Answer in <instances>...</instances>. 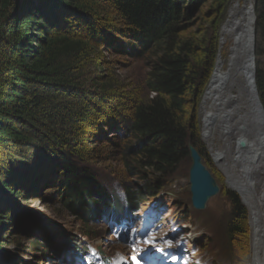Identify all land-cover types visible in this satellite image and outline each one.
<instances>
[{
	"label": "trees",
	"instance_id": "1",
	"mask_svg": "<svg viewBox=\"0 0 264 264\" xmlns=\"http://www.w3.org/2000/svg\"><path fill=\"white\" fill-rule=\"evenodd\" d=\"M211 1L222 9L230 2L0 0V195L20 199L26 192H22L23 180L33 193L43 184L40 178H51L65 207L84 225L103 219L119 226L129 220L139 198L152 199L165 188L166 180L188 158L190 144L204 160L201 143L194 139V125L186 120V110L198 102L208 83L222 24L210 30L207 26L202 33L193 34L189 29L192 16ZM252 3L255 31L264 40V0ZM103 11L112 13L115 26L101 17ZM104 46L111 55L147 58L146 72L139 81L145 95L122 97L130 113L114 127L106 123L93 131L96 138L100 135L105 140L115 134L122 154L130 161L124 173L139 182L132 189L110 186L112 193L110 187L94 180L79 162L81 156L73 153L80 125L102 112L99 104H106V88L113 85L105 87L106 81H97L93 83L98 91L85 89L81 78L82 62L97 56ZM92 65L102 72L98 63ZM254 80L264 116V67L256 69ZM70 99L82 100L85 106L78 108ZM76 123H81L77 129ZM60 124L69 125L71 130L59 134ZM76 138L85 141L84 134ZM22 146L45 156L36 171L28 173L16 161ZM18 168L21 172L16 171ZM225 197L231 206L226 247L232 246L234 253L244 258L249 249L248 215L236 193L226 190ZM1 208L0 202V227L6 219ZM85 234L94 235L90 230ZM31 245L35 253L45 254L50 249L35 240ZM72 248L81 256L90 252L87 245Z\"/></svg>",
	"mask_w": 264,
	"mask_h": 264
},
{
	"label": "rangeland",
	"instance_id": "2",
	"mask_svg": "<svg viewBox=\"0 0 264 264\" xmlns=\"http://www.w3.org/2000/svg\"><path fill=\"white\" fill-rule=\"evenodd\" d=\"M252 2L253 0H246V6ZM233 3L234 0H230L229 6L225 5L222 9L212 1L207 2L203 11L195 13L191 19L189 31L193 34L197 31L202 33L201 30L207 26L210 30L215 29L217 23L221 22L222 24L217 36L219 45L218 53L213 60V69L220 53V31L229 16ZM100 14L109 26L116 25L111 12L103 11ZM200 21L204 26L199 23ZM261 40L254 27L255 71L258 67L260 69L264 67V40ZM229 45L231 46V43ZM99 51L97 56L88 57L82 62L84 71L81 78L84 81L85 89L98 91L100 88H96V84L93 83L97 81H106L104 82V84L106 83L105 87L108 86L107 84L112 83L113 85L106 88V94L108 93L106 104H99L102 107V112L98 116L94 114L89 123L75 124L76 129L81 124V129L76 133V136L84 134L85 141L79 142L74 136L77 146L73 153L81 156L79 162L82 167L89 171L99 185L136 188L139 184L138 180L135 177H127L124 173V166L130 161L122 154V146L118 145L119 142L115 134L107 135L108 140H105L100 135L96 138L93 131L97 127L99 130V126L103 127V124L106 123L114 127L118 125V120L121 117L130 113L131 109L126 106L127 103L124 99L128 96L135 95L134 97H137L140 93H142L140 95L144 94L141 92L139 81L142 80L146 72L147 58L142 60L138 57L131 58L128 55H111L110 50L107 51L105 46L99 48L97 52ZM228 55H230V47H226L222 51L225 68L228 67ZM96 63L100 65L102 72L93 69L92 64ZM213 69H211L208 83L198 102L188 105L186 110V120L189 124L194 125V139L197 138L200 141L202 152L204 151L202 163L219 189L216 196L206 203L203 210L196 211L191 206L188 178L192 165V160L189 157L190 151L188 158L181 162L176 174L169 181L166 180L165 188L163 187L157 196L152 199L142 196L137 200L136 209L131 214L136 222L130 230H128V226L132 223L122 227L121 230L103 219L84 225L65 207L64 199L58 193L56 182L51 178H40L43 184L39 191L32 190L33 193L29 192L23 180L21 187H25L22 192H26L22 198L15 199L7 195H0L2 213H6L5 223L0 227V264H87V260L78 257L73 250L74 245H88L94 255L97 249L100 250L101 254L108 258L110 264H250L249 257L242 260L240 254L234 253L232 246L229 249L226 247L225 228L231 206L225 197V191L230 190L227 186L228 177L225 170L229 168L231 160L225 154V141L221 138L220 130L216 124H213L212 128L214 132L203 134L205 111L202 100ZM238 77L240 78V76ZM114 85L115 89H113ZM242 88L243 81L240 78L236 88L229 93V96H233V93L238 91L241 92ZM59 101L63 102L64 100L59 99ZM69 101L78 108L85 106L82 100L70 99ZM58 128L61 135L71 130L69 125L60 124ZM88 136L89 138H87ZM65 137L71 140L70 135ZM56 139L59 142L60 138ZM109 141L118 146H111ZM190 148L197 152L193 144H190ZM231 151L233 152V149ZM216 153L222 154L221 157H218L219 160L214 158ZM73 158L71 160L75 162L76 159ZM15 159L19 165L22 164V167H26L28 173L36 171L40 167L38 165L45 162V156L42 153L31 151L24 146ZM45 167L48 169L50 165L46 164ZM20 168L16 171H20L22 169ZM44 180L49 182L45 183ZM110 192L114 191L111 189ZM237 196L239 195L237 194ZM240 200L248 215L247 226L250 236L249 211L241 197ZM87 230L93 231L94 235H86ZM172 230L176 231L177 238L168 235L171 232L173 234ZM179 236L182 237L178 240ZM33 240L43 246L50 247V249L45 254L33 252L31 245ZM177 250L179 253H176ZM92 258L91 264H103L97 255Z\"/></svg>",
	"mask_w": 264,
	"mask_h": 264
},
{
	"label": "bare ground",
	"instance_id": "3",
	"mask_svg": "<svg viewBox=\"0 0 264 264\" xmlns=\"http://www.w3.org/2000/svg\"><path fill=\"white\" fill-rule=\"evenodd\" d=\"M233 4L220 31V53L202 100L203 134L214 132L213 124L220 130L226 157L231 160L225 170L227 186L241 197L250 215L247 257L250 264H264V116L254 80L253 3L246 6V0H234ZM226 47H230V55L225 68L222 51ZM238 76L243 88L229 96L237 86ZM219 154L214 158L219 160ZM168 235L177 238L176 231Z\"/></svg>",
	"mask_w": 264,
	"mask_h": 264
},
{
	"label": "water",
	"instance_id": "4",
	"mask_svg": "<svg viewBox=\"0 0 264 264\" xmlns=\"http://www.w3.org/2000/svg\"><path fill=\"white\" fill-rule=\"evenodd\" d=\"M192 165L189 170L190 198L194 210H203L206 203L216 194L219 189L215 180L201 163L200 156L193 149H189Z\"/></svg>",
	"mask_w": 264,
	"mask_h": 264
}]
</instances>
